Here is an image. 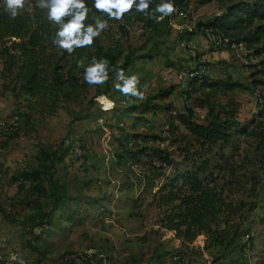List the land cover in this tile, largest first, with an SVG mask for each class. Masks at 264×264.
<instances>
[{
  "label": "rangeland",
  "instance_id": "rangeland-1",
  "mask_svg": "<svg viewBox=\"0 0 264 264\" xmlns=\"http://www.w3.org/2000/svg\"><path fill=\"white\" fill-rule=\"evenodd\" d=\"M234 1L238 0H188L186 7L147 30L134 25L122 37L117 36L115 29L103 35L105 49L117 57L116 63L125 76L134 75L144 82L140 90L144 97L135 102L115 89L119 82L116 73L111 82L102 85L87 84L83 75L78 89L61 98L57 110L50 114L49 102L26 99L5 90L9 81L0 75V163L7 170L4 183L23 172L40 171L48 194L51 180L58 191L65 190L70 198L66 208L51 215L49 224L40 226L43 214L50 208V198H38L9 184L2 199L6 217H0L1 260L20 264H264V169L251 159L249 137L238 136L233 142L235 160H249L238 174L239 187L232 192L235 202L245 205L240 219L231 222V230L238 226L240 235L226 248L205 249L201 239L182 245L172 233L160 228L152 194L169 167H159L157 162L149 164L145 158L134 164L129 158L120 161L116 157L123 151L117 143L121 128L123 133L147 138L138 139L136 145L174 151L166 132V111H181L190 102L184 97L188 84L180 82V89L175 92L173 81L179 70L183 75L195 66L187 51L189 40L183 39L197 31L198 23L221 14ZM52 27L56 33L58 26L52 23ZM180 43L187 51V60L194 64L190 68L177 67L180 64L174 61V48ZM235 46L210 47L209 51L220 54L237 50L236 61H205L212 79H231L246 86L215 95L220 108L244 124L264 109L257 107L252 95L258 91L264 100V55L253 58L254 66H246L239 58L248 52L243 45ZM197 54L203 57L198 51ZM125 57L130 58L128 65H124ZM256 66L260 68L255 70L258 76L253 79L247 68ZM153 74L156 77L151 78ZM163 91H170L169 97L154 99ZM146 100L157 105L154 112L148 116L130 113V107ZM117 111L124 116L120 118ZM197 115L193 114L194 119ZM258 122L264 126V120ZM133 144L132 141L130 145ZM64 149L67 154L61 163L52 160L54 153H64ZM73 155L81 160L79 166ZM28 202L30 205L26 206ZM247 232L250 235H245ZM249 236L251 246L247 243ZM242 242L247 243L245 252L239 251ZM218 252L223 255L219 261Z\"/></svg>",
  "mask_w": 264,
  "mask_h": 264
},
{
  "label": "trees",
  "instance_id": "trees-1",
  "mask_svg": "<svg viewBox=\"0 0 264 264\" xmlns=\"http://www.w3.org/2000/svg\"><path fill=\"white\" fill-rule=\"evenodd\" d=\"M36 2L37 0H25L21 14L12 20L3 10L4 0H0V75L2 79L9 81L4 85L5 90L26 99L41 98L49 102L50 114L57 110L61 98L70 96L78 89L85 68L92 63L93 58L97 61L106 59L109 62L107 83L111 82L116 73L114 69H121L116 63L117 57L105 49L103 35L115 29L117 36L122 37L134 25H140L143 30H147L156 24L155 20L137 12L134 6L122 19H109L108 27L99 37L94 38L91 46L77 48L69 54L53 45L55 33L48 20V9L36 7ZM49 2L50 0H45V3ZM160 2L161 0H152L148 11L153 12ZM171 2L175 10H180L187 6L188 0ZM85 3L91 9L85 24L95 23L94 16L100 20L107 19L106 14L97 12L93 7V0H85ZM69 19L71 17H65L64 22ZM196 28L211 31L220 37L223 47L243 45L249 56L259 58L264 55V0L234 1L221 14L205 23H198ZM193 33L191 31L190 35ZM142 57L148 58V55ZM128 60L130 58L125 57L124 65H128ZM258 84L260 83H255V86ZM239 88L246 86L231 79H191L184 91L185 100L190 102V106L185 105L181 111L169 107L166 111V132L169 135V145L174 151L136 145L138 139L146 141L147 138L123 133L124 128L119 131L117 143L123 151L116 157L120 161L129 158L136 164L135 162L145 158L149 164L157 162L169 167L168 174L162 175V181L154 186L152 202L159 212L160 228L172 232L182 245H191L199 236H203L205 249L226 248L240 235L237 233L238 226H235L234 231L231 230V222L233 219H240L245 205L235 202L232 192L239 187L238 174L245 167L244 162L249 159L244 157L240 161L235 160V137L246 136L252 140L251 159L259 168L264 169V126L258 122V119L264 120V109L243 124L237 122L232 114L224 112L215 100V95H226L227 92ZM170 93L163 91L154 99L163 100ZM197 94L200 96L196 97ZM131 100L135 102L137 99ZM155 108L157 105L146 100L133 105L129 111L132 114H144ZM194 108L206 111L202 122L194 119ZM132 141L134 144L130 145ZM227 150L230 153H226ZM63 151L65 152L54 153L52 160L61 163L66 157L67 149ZM49 168H53V165ZM6 177L7 170L0 163V217H6L2 199L5 197L4 189L11 183L38 198H50V208L43 214L40 226L49 224L51 215L66 208V201L70 200L65 190L58 191L55 183L49 179L52 190L48 194L49 190L43 183L44 177L40 171H27L18 177H9L5 184ZM25 205L30 204L28 202ZM247 243L251 246V236ZM247 243L242 242L240 252L247 250ZM216 258L219 261L223 255L218 252ZM0 264L20 263L0 259Z\"/></svg>",
  "mask_w": 264,
  "mask_h": 264
},
{
  "label": "clouds",
  "instance_id": "clouds-1",
  "mask_svg": "<svg viewBox=\"0 0 264 264\" xmlns=\"http://www.w3.org/2000/svg\"><path fill=\"white\" fill-rule=\"evenodd\" d=\"M151 2L152 0H138V2L137 0H93V7L97 12L107 15V19L103 20L94 16L95 23L93 24H85L91 11L86 6L85 0H50L49 3H45V0H37L36 7L47 8L48 20L58 26V31L52 41L53 45L58 50H66L71 54L77 48L91 46L94 38L99 37L101 32L108 27L109 19H122L124 14L130 12L134 6L137 12L145 14L156 22L164 20L175 12V6L171 0H161L150 13L148 10ZM24 4L25 0H4L2 7L9 18L15 20L24 9ZM65 17H71V19L65 23ZM108 63L106 59L97 61L93 58L92 63L85 68L84 81L89 85L106 83L109 78ZM114 71L119 81L114 85L118 92L137 100L143 99L144 93L137 87L139 80L136 76L126 77L122 69H114ZM108 107L111 108L112 104Z\"/></svg>",
  "mask_w": 264,
  "mask_h": 264
},
{
  "label": "crops",
  "instance_id": "crops-1",
  "mask_svg": "<svg viewBox=\"0 0 264 264\" xmlns=\"http://www.w3.org/2000/svg\"><path fill=\"white\" fill-rule=\"evenodd\" d=\"M178 28H179V26H178ZM184 40H189L194 45V47L197 49L199 54L202 55L204 59H207L208 62L227 61V62L232 63L233 61L237 60V58L234 57V52L237 51V50H235V51H233V50L222 51L220 54L217 53V52H214V51H209L210 46L207 45L206 38H205V35H204V31H202V30L195 31L192 35L186 36L183 39V41ZM181 43L174 48L175 49L174 52H173V54H175V55H173V56H175V58H174L175 60L174 61L178 62V64H180V66L177 65V64H175V65H177V67H180V68H182V67L190 68L192 62L187 60V59H189V57L185 54V53H187V51L184 50V48L181 46ZM165 46H168V44H165ZM239 48H241V47H239ZM176 57H177V59H176ZM170 58L173 60L172 56ZM239 59H240L239 61L242 62L243 64H245L246 66H250V64H253L252 66H254V64L256 63V61L253 60V57L249 56V53H246V55L244 54V57L243 58H239ZM258 68H260V67L256 66V67H251L250 69L247 68V72H248L247 74L248 75L252 74V78L256 79L255 77H257L258 75L255 74L256 73L255 70H257ZM154 76L156 77V75H154V74L151 75V78H153ZM219 79H221V78H219ZM173 82H174V84L176 83V77H175ZM143 86H144V82H142L141 85L138 86V88L142 89ZM179 89H180V85H179ZM176 91H177V89H175V92ZM193 112L194 113L197 112V114L199 115L200 120L198 122H202L204 120V117H205V114H206V111L204 109L194 108ZM116 115H118L120 118H122V116H124V114L120 113L119 111L116 112ZM148 115H150V113L142 114V116H148ZM145 144H147V143H145ZM170 233H172V232H170ZM198 239H201V242H204V240H205V238L203 236H199L196 239V242H198Z\"/></svg>",
  "mask_w": 264,
  "mask_h": 264
},
{
  "label": "bare ground",
  "instance_id": "bare-ground-1",
  "mask_svg": "<svg viewBox=\"0 0 264 264\" xmlns=\"http://www.w3.org/2000/svg\"><path fill=\"white\" fill-rule=\"evenodd\" d=\"M204 35H205L206 41H208V45H210V47L222 48L224 46L222 39L218 36H215L211 31L205 30ZM188 52H189V56H191L195 60V66L194 67H196V65H197V67L196 68L193 67L192 71H189V72H186L183 74V75L190 76L186 79V81L184 83L189 84V81L193 78L210 77L211 76L210 75V68L207 66L205 59L203 57H199L195 48H194V52L193 51H188ZM195 75H199V76H195ZM253 94L256 95L260 99L261 104L264 105V100H262L258 91H256ZM263 108H264V106H263Z\"/></svg>",
  "mask_w": 264,
  "mask_h": 264
},
{
  "label": "built area",
  "instance_id": "built-area-1",
  "mask_svg": "<svg viewBox=\"0 0 264 264\" xmlns=\"http://www.w3.org/2000/svg\"><path fill=\"white\" fill-rule=\"evenodd\" d=\"M116 32H117V31H116ZM206 42H207V45H208V41H206ZM187 51H193V52H194V45H193L190 41L187 42ZM192 65H194V64H192ZM195 76H199V75H195ZM188 77H190V76H187V75H180V70L177 72V76H176V89H177V91L179 90V83H180V82H185L186 79H187ZM252 95H254V94L252 93ZM100 98H101V97H98V98H97V101H98L100 107H102L103 104H102ZM254 100H255V103H256L257 107L262 108V107L264 106V105L261 104L260 99H259L256 95H254ZM195 120H196V121H199V115H197V117H196ZM101 123H102V122H101ZM101 123H100V124H101ZM73 159H76V160H77L76 156L73 155ZM80 161H81V160H77L78 166H79V164H80ZM164 165H165V164H158V166H159V167H162V168H163Z\"/></svg>",
  "mask_w": 264,
  "mask_h": 264
}]
</instances>
